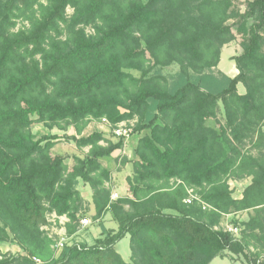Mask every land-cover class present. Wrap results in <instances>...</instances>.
<instances>
[{
  "label": "trees",
  "instance_id": "trees-1",
  "mask_svg": "<svg viewBox=\"0 0 264 264\" xmlns=\"http://www.w3.org/2000/svg\"><path fill=\"white\" fill-rule=\"evenodd\" d=\"M18 20L27 25L15 30ZM236 38L229 77L217 66ZM134 118L127 194L111 200L100 160L124 145L115 126ZM103 119L109 138L82 135ZM36 123L72 127L68 140L86 153L69 170L51 154L55 136L32 134ZM242 179L235 199L229 181ZM79 184L92 221L109 213L117 229L53 257L41 227L54 212L75 234L88 211ZM188 190L199 201L184 203ZM243 211L236 235L220 226ZM125 236L130 263L115 251ZM1 245L19 253L0 264H264V0H0Z\"/></svg>",
  "mask_w": 264,
  "mask_h": 264
},
{
  "label": "rangeland",
  "instance_id": "rangeland-1",
  "mask_svg": "<svg viewBox=\"0 0 264 264\" xmlns=\"http://www.w3.org/2000/svg\"><path fill=\"white\" fill-rule=\"evenodd\" d=\"M71 12H72L71 9L67 10L68 14H71ZM26 25H27L26 22H24L22 20H18L15 30H17L23 26L25 27ZM240 52H241V47H240V40L238 38H236V40L233 43H230V44L224 46L223 49L221 50V56H220L219 64L217 66V70L222 72L223 74L229 76V77L236 75L237 70L235 69L233 62L231 61V58L235 55H238ZM176 70H177V68L175 66H173L169 69H166L165 72H171L172 73V72H175ZM238 92H239V94L244 93V88L242 85H238ZM218 119H220L219 116H218ZM136 121L137 120L134 118L132 120L124 122L123 124L126 127L132 128V126L133 127L135 126ZM95 131H102L104 133V135L108 138L111 136L110 130H108L107 126L102 125L101 123H98V122H93V121H91L88 124V126L86 127V129L84 130L82 135L87 136V135H89ZM31 132L35 136L36 139H40L42 137H47V136H55L56 139H54L52 141L53 148L51 149V154L52 155L65 156L66 157L65 161H66V164H67L69 170L74 165V161L72 159V156L73 155H81L83 153H86V151H87V149H81V150L78 149L73 141L68 140V137H71L72 135L75 134L72 127H68L64 130H59L57 128L49 130L44 126V124L36 123V124H33L31 126ZM132 135L138 136L137 133H133ZM133 139H136V136H134ZM121 158L122 159L124 158L127 160V156L120 153L116 158H114L113 163L110 161L109 165L113 166V169L116 170L117 168L114 165H116V163L118 164V162H120ZM122 159H121V161H122ZM229 185L230 186L232 185L231 180L229 181ZM78 190H79L80 195L83 198L84 202L86 203V207H87L88 203L86 202L87 201L86 198H87L88 191H90L88 189V186H85L83 184H79ZM82 218H86L88 220V225H86L84 227H78L75 234L71 238H69V240L66 242V245H71L72 243H78L81 245L90 246L93 244L94 240L100 236L101 224L96 223V222L94 223L92 221L91 215L89 214L88 211L83 213ZM226 221H227L226 218H223V223H222L223 227L225 226V223H227ZM112 222H113V220H110V218H107V222L105 224V227H107V228L115 227L114 230L116 231V229H117L116 224H112ZM100 223H101V221H100ZM51 250L53 251V257H57L61 251V250H53L52 248H51ZM115 251H116V253L119 254L121 259L125 263H130V250H129V237L128 236H125L120 242H118L115 245ZM0 253L5 254V255L15 254V253H19V249H18V247L14 246V245H12V246L1 245L0 246ZM212 264H229V261L217 258Z\"/></svg>",
  "mask_w": 264,
  "mask_h": 264
},
{
  "label": "crops",
  "instance_id": "crops-1",
  "mask_svg": "<svg viewBox=\"0 0 264 264\" xmlns=\"http://www.w3.org/2000/svg\"><path fill=\"white\" fill-rule=\"evenodd\" d=\"M244 1V0H241ZM248 1H252V0H248ZM235 76V75H234ZM233 77V76H231ZM136 136V139H133V137ZM132 135L130 136V138L124 143L123 147L115 152L112 153L111 157L106 159V160H100L101 164L103 167L107 168L110 173H111V180L110 183L108 184V186L110 187L111 190V194H116L118 197L121 196H125L127 194V185H126V177H128L131 173V166H130V161H132L134 159L133 156V151L134 148L136 146V142L139 139L140 135ZM120 153L124 154L125 156H127V160L126 159H120V162H118V164L116 163V165H114L117 169L114 170L113 166L109 165L110 161L113 163L114 158H116ZM250 182V179H242V180H231V186L230 189L233 192V197L235 199H241L242 198V192L243 189L245 188L246 185H248ZM89 189V187H88ZM90 190V189H89ZM86 202L89 204L90 200H91V190L88 191L87 194V198H86ZM86 207V203H85V207L87 208L88 212L90 215L93 214V207L91 204L88 205ZM107 218H110V220H112L111 215L109 213L105 214L102 218H101V226H103L105 229H110V230H114L115 227H105V224L107 222ZM224 218H226V222L224 227H232L231 225V220H237L238 222H243V221H247L248 220V212L247 211H243V212H239V213H235V214H230V215H226L224 216ZM230 220V221H229ZM223 221L220 223V226L223 227ZM112 224H115V222L113 221ZM100 226V227H101ZM82 227V226H79ZM234 228V227H232ZM250 251H253V248L250 247L249 248ZM217 258L213 259L211 261V264L216 260ZM221 259V258H218ZM222 260H228L229 264H246L244 259L239 256H233V255H228L225 258H223Z\"/></svg>",
  "mask_w": 264,
  "mask_h": 264
},
{
  "label": "built area",
  "instance_id": "built-area-1",
  "mask_svg": "<svg viewBox=\"0 0 264 264\" xmlns=\"http://www.w3.org/2000/svg\"><path fill=\"white\" fill-rule=\"evenodd\" d=\"M102 125L108 126V123L105 119L100 122ZM124 122L119 123L112 130V133L116 138H123L124 141H127L130 135L132 134V128L126 127ZM118 196L116 194L111 195V200H116ZM199 201L197 196L193 193L192 190H188V198L184 200V203L190 204L192 201ZM208 206L202 204V208L206 209ZM46 225L41 227V230L45 232L47 238L51 241V248L53 250H62L66 245V242L69 240V237L66 232V225L69 223V220L65 215L58 216L54 212L48 213L46 215ZM80 226L84 227L88 225V220L86 218L79 221ZM226 231L236 235L237 229L232 227H226ZM49 232V233H48ZM34 264H40V260L33 258Z\"/></svg>",
  "mask_w": 264,
  "mask_h": 264
}]
</instances>
